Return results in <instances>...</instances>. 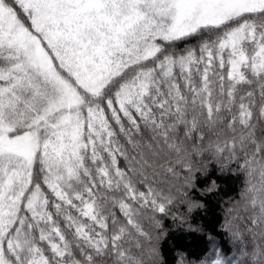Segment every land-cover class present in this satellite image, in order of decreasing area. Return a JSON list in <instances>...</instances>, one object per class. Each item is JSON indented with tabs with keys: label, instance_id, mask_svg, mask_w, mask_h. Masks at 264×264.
Returning a JSON list of instances; mask_svg holds the SVG:
<instances>
[{
	"label": "snow or ice",
	"instance_id": "6c2138e0",
	"mask_svg": "<svg viewBox=\"0 0 264 264\" xmlns=\"http://www.w3.org/2000/svg\"><path fill=\"white\" fill-rule=\"evenodd\" d=\"M173 227L264 264V0H0V264H167Z\"/></svg>",
	"mask_w": 264,
	"mask_h": 264
},
{
	"label": "trees",
	"instance_id": "16d2710c",
	"mask_svg": "<svg viewBox=\"0 0 264 264\" xmlns=\"http://www.w3.org/2000/svg\"><path fill=\"white\" fill-rule=\"evenodd\" d=\"M239 189V183L234 180L228 181L225 185V191L230 192L232 195L236 194ZM217 199L213 200L209 204V209L206 214H201L196 217L197 223L201 226L207 224L210 228L218 226V222H222V207L217 206ZM170 236L162 243V252L167 260V264H178L181 255L187 251L199 252L202 249L201 242L189 235L187 229H176L173 227L170 229Z\"/></svg>",
	"mask_w": 264,
	"mask_h": 264
}]
</instances>
